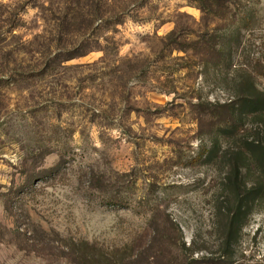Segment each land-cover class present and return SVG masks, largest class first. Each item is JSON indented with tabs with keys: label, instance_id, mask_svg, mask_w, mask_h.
<instances>
[{
	"label": "rangeland",
	"instance_id": "rangeland-1",
	"mask_svg": "<svg viewBox=\"0 0 264 264\" xmlns=\"http://www.w3.org/2000/svg\"><path fill=\"white\" fill-rule=\"evenodd\" d=\"M261 69L264 0H0V264H264Z\"/></svg>",
	"mask_w": 264,
	"mask_h": 264
},
{
	"label": "trees",
	"instance_id": "trees-1",
	"mask_svg": "<svg viewBox=\"0 0 264 264\" xmlns=\"http://www.w3.org/2000/svg\"><path fill=\"white\" fill-rule=\"evenodd\" d=\"M264 78V69H261L258 74ZM230 106H235V117L226 118L221 125L222 131L225 136H232L238 132L239 126L242 124V118L246 115H264V94L255 91L253 93H239L236 100L230 102ZM228 105V106H229ZM246 145L249 150L255 154L257 160H259L264 166V142L248 141ZM233 177L229 179L231 202L228 206L220 208L223 220L225 221V232L223 238V244L226 248L231 246L234 233H236L235 226L237 221L241 219L247 213L248 204L254 200L256 193L261 191L259 186L246 187L245 183L238 180L240 168L237 165L233 166ZM259 185V184H258Z\"/></svg>",
	"mask_w": 264,
	"mask_h": 264
}]
</instances>
